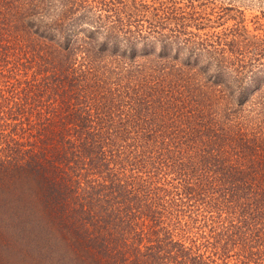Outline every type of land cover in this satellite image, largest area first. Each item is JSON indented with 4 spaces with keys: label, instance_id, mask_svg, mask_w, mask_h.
<instances>
[{
    "label": "trees",
    "instance_id": "trees-1",
    "mask_svg": "<svg viewBox=\"0 0 264 264\" xmlns=\"http://www.w3.org/2000/svg\"><path fill=\"white\" fill-rule=\"evenodd\" d=\"M263 5L0 0V264H264Z\"/></svg>",
    "mask_w": 264,
    "mask_h": 264
},
{
    "label": "rangeland",
    "instance_id": "rangeland-1",
    "mask_svg": "<svg viewBox=\"0 0 264 264\" xmlns=\"http://www.w3.org/2000/svg\"><path fill=\"white\" fill-rule=\"evenodd\" d=\"M263 7H264V5H263ZM255 12H259V10H246V15L247 16H250L252 13H255Z\"/></svg>",
    "mask_w": 264,
    "mask_h": 264
}]
</instances>
